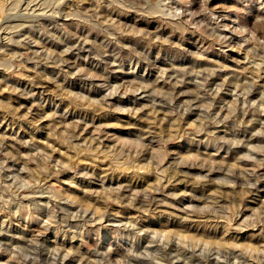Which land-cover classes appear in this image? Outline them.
Returning a JSON list of instances; mask_svg holds the SVG:
<instances>
[{
    "label": "rangeland",
    "instance_id": "rangeland-1",
    "mask_svg": "<svg viewBox=\"0 0 264 264\" xmlns=\"http://www.w3.org/2000/svg\"><path fill=\"white\" fill-rule=\"evenodd\" d=\"M0 264H264V0H0Z\"/></svg>",
    "mask_w": 264,
    "mask_h": 264
},
{
    "label": "bare ground",
    "instance_id": "bare-ground-1",
    "mask_svg": "<svg viewBox=\"0 0 264 264\" xmlns=\"http://www.w3.org/2000/svg\"><path fill=\"white\" fill-rule=\"evenodd\" d=\"M141 32V31H140ZM144 217V216H143ZM114 229V228H113Z\"/></svg>",
    "mask_w": 264,
    "mask_h": 264
}]
</instances>
